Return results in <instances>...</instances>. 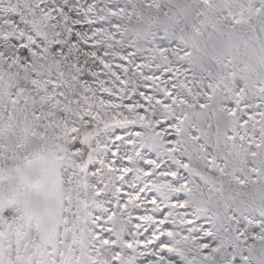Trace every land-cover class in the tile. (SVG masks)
I'll return each instance as SVG.
<instances>
[{
	"label": "snow or ice",
	"instance_id": "obj_1",
	"mask_svg": "<svg viewBox=\"0 0 264 264\" xmlns=\"http://www.w3.org/2000/svg\"><path fill=\"white\" fill-rule=\"evenodd\" d=\"M0 264H264V0H0Z\"/></svg>",
	"mask_w": 264,
	"mask_h": 264
}]
</instances>
